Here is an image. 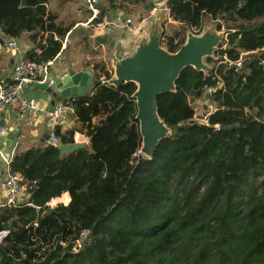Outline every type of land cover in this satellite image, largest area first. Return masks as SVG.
I'll list each match as a JSON object with an SVG mask.
<instances>
[{
    "label": "trees",
    "instance_id": "16d2710c",
    "mask_svg": "<svg viewBox=\"0 0 264 264\" xmlns=\"http://www.w3.org/2000/svg\"><path fill=\"white\" fill-rule=\"evenodd\" d=\"M167 6L183 29L200 31L206 16L241 20L217 52L220 64L208 75L186 67L176 90L159 95V115L172 132L147 157L134 155L142 147L135 82L115 86L99 75L84 95L70 97L90 149L62 155L48 143L15 152L12 170L32 184L30 204L0 206V231L11 230L0 264H264V0ZM56 19L45 0H0L5 36L47 34L40 57H31L61 51L71 27ZM181 30L169 31L166 49L186 42ZM239 59L246 60L241 70ZM190 97L215 106L208 121L195 119ZM55 135L75 142L61 127ZM65 192L70 202L49 213L47 203Z\"/></svg>",
    "mask_w": 264,
    "mask_h": 264
},
{
    "label": "water",
    "instance_id": "95a60500",
    "mask_svg": "<svg viewBox=\"0 0 264 264\" xmlns=\"http://www.w3.org/2000/svg\"><path fill=\"white\" fill-rule=\"evenodd\" d=\"M159 1L151 0L146 5V8L155 6L154 4ZM152 26L154 27H152L151 33L140 39L133 50H125L121 45L118 47L113 56L115 77L110 80L111 84L115 86L130 81L137 84L134 96L136 97L137 118L140 121L142 135L141 151L147 156H151L160 140L169 136L172 132L171 128L159 115V95L164 92L175 91L178 77L188 66H193L208 75L211 69L204 61V58L214 56L223 37V33L215 30L207 29L200 35L189 31L186 42L177 51L171 52L161 44L163 32L160 30L159 19ZM109 30L108 28L106 32H109ZM112 34L114 33L112 32ZM108 36L109 34H105V38ZM52 80L54 82L52 86L45 83L39 85V87L42 92L58 89L60 91L58 100L65 99L69 95H84L86 88L93 86L95 81L93 72L90 69L79 72L71 69L59 77H52ZM40 94V92L28 93V97L38 98L41 96ZM192 106L196 107V103L193 102ZM197 118L205 119V115L199 114ZM0 125L3 127L5 121L3 120ZM218 127L219 129L231 130L235 125L220 124ZM15 134L16 129L12 127L8 133L1 135L0 148H3L4 144H6L9 146V152L13 153L19 140V136ZM55 141V139H50L53 144ZM85 147L86 144L84 143H64L59 145L62 155ZM48 210L50 213L53 207H49Z\"/></svg>",
    "mask_w": 264,
    "mask_h": 264
},
{
    "label": "crops",
    "instance_id": "0c3cea01",
    "mask_svg": "<svg viewBox=\"0 0 264 264\" xmlns=\"http://www.w3.org/2000/svg\"><path fill=\"white\" fill-rule=\"evenodd\" d=\"M160 1H159L160 3H156L155 10L153 12L151 11L155 15L153 19H151V17H147V16L145 17L143 12H147L148 8H146L145 6L141 7L140 15L137 23L133 22V17L126 16L123 9L121 7L114 5V2L111 3L106 2L100 4L98 6L100 13L98 17H95L94 19L91 18L92 15L88 16L86 20L78 19L76 22H74L72 26H70L71 29L69 30L65 38L62 40V49L59 52L60 56L58 58L59 64L51 68L52 77L54 76L59 77L71 69L75 70L76 72L86 71L90 69L93 72L94 79H96L100 75L101 80H107L108 82H110L109 84H111L110 80L115 77L114 74L115 66H114L113 56L116 50L118 49V47L121 45L125 50H133L137 45V43L140 41V39L151 33L152 27H154L152 25L155 24L157 19H159L160 30H162L163 32L161 36L162 38L161 44L163 47H165L162 42L163 40H165V37H167V35L170 34L166 26L170 24H174L175 27L172 25H170V27L173 29H176V27L181 29L182 24L171 17L170 9L167 6V0H160ZM147 2L146 3L141 2L140 4L147 5L150 1L148 3ZM126 3L128 4V2ZM48 10L51 11L49 7ZM104 18H106V20L110 21L111 23L106 24L107 21H105ZM125 18L132 19L133 30H129V28L127 27L115 26L113 24L114 21L124 20ZM119 23L121 24V22ZM81 25L85 26L86 31L89 30V35H82L81 38L83 39L84 37L86 39L88 38L91 41V44L90 45L87 44L88 47L86 48L85 47L86 42L84 40H81L80 38L77 45L71 51H69L70 36ZM108 28L110 30L109 32H106ZM123 28L124 29L126 28L127 30L126 33L123 32L122 30ZM185 28L187 29V35L189 31H192L195 34L199 33L198 31L192 30L189 27H185ZM112 32L114 34H112ZM105 34H109V36L105 38ZM125 34H127V36ZM43 36L45 38L47 37V34L42 35L41 33H39L35 35L31 32H27L16 38L18 40L19 48L22 49V51H24L25 54L30 55L32 53H36L37 55L38 54L40 55L42 53V48L38 44L43 41L42 40ZM8 37L11 36H5L3 32L0 31V39L8 38ZM179 37L180 36L176 37V41ZM89 48H90L89 52H85V50ZM68 52L69 54H66ZM110 52H112V54ZM84 55L86 57H84ZM214 55H216V53H214ZM18 57L19 55L15 54L14 51H11L5 45L3 46V49L1 50L0 53V83L8 81L13 63L16 59H18ZM83 58H85V60H83ZM212 58L214 59L213 56ZM103 67L104 70H102ZM212 68L213 67H210V69ZM106 71L113 73L112 74L108 73L109 75L107 77ZM223 85H224L223 83L220 84V86ZM86 89L88 90V88ZM26 90H27V94L33 92L34 93L40 92L41 96L38 97L37 99H40L42 105L47 104L48 106H50L49 104H56L58 101H61L58 100V97L60 96V91L58 89L52 91L46 90L45 92H42L39 86L29 85L28 87H26ZM44 95L46 96L43 97ZM30 116H31L30 113H25L22 116H20V118L17 119L11 107H8L7 109H5L3 112L0 113V123L3 120L5 121V125L3 127H7L8 130H11V128L14 127L16 129L15 135L19 136L17 146L13 150L14 152H18L16 150L17 147L20 146L19 143L21 142L23 136L24 137L28 136L27 142L33 143L27 145L26 148H24V150L51 143L49 139L50 127L48 126V121L45 118L44 113H42L41 117L32 124L29 123ZM77 124H78L77 121L75 119H72L70 125L61 127L63 133L69 137H73L75 141L74 143H84L86 144L85 148L90 149L91 138L87 136L85 132L80 129L81 125H77ZM40 134L42 135L41 137L38 136ZM57 140L59 143L55 144L56 143L55 141L54 145H57L59 147L60 144H64L61 142L59 138ZM4 146L7 147L6 151L9 152V146L6 144H4ZM24 150L22 149L21 151ZM56 198L58 199V197ZM63 198L65 199V202H67L68 204L71 200V196L69 192L63 193ZM3 201L4 198L2 195V191L0 190V203Z\"/></svg>",
    "mask_w": 264,
    "mask_h": 264
},
{
    "label": "built area",
    "instance_id": "2783aa9c",
    "mask_svg": "<svg viewBox=\"0 0 264 264\" xmlns=\"http://www.w3.org/2000/svg\"><path fill=\"white\" fill-rule=\"evenodd\" d=\"M123 0H85L87 8L92 12V19L97 17L100 13L98 6L106 2H122ZM119 19V18H117ZM105 21L106 18H104ZM103 20V21H104ZM121 22V24L119 23ZM124 22V23H123ZM107 21L106 24H110ZM115 26L127 27L129 30H133L132 19L125 18L124 20H117L113 23ZM4 41H3V40ZM0 39V53L5 45L15 54L19 55L13 63L8 81L0 83V113L8 107H11L14 111L16 118H20L25 113H30L29 123L36 122L44 113L45 118L48 121L50 127L49 139H55L58 144V138L55 135L57 127H65L70 125L72 119H76V108L73 104L72 98H67L58 101L56 104H49L50 106L42 105L40 99L34 97H28L26 87L29 85L39 86L47 83L49 86L53 85L51 68L59 64L58 58L60 53L55 55L53 58L42 60L39 58V54L35 57H31L19 48L18 40L16 37H8ZM222 48V47H221ZM220 48V49H221ZM226 47H223L225 49ZM21 50V51H20ZM224 63L229 66L233 62L227 59V52H224ZM239 70H241L246 64V60L239 59L234 62ZM102 83H109L106 80H102ZM211 89V91H215ZM213 106L211 105L210 110L204 114L205 121H208L209 115L213 112ZM7 127L0 126V136L4 133H8ZM7 147L3 146L0 148V190L4 201L0 203V206L19 207L24 204H30L28 199L31 196L30 189L32 184L27 183L24 177L19 172L12 170V161L15 152L13 153L6 151ZM141 154L138 150L134 155ZM36 183V181H34ZM49 205V203H47ZM11 233L10 229H4L0 231V244L4 239Z\"/></svg>",
    "mask_w": 264,
    "mask_h": 264
},
{
    "label": "rangeland",
    "instance_id": "374dc122",
    "mask_svg": "<svg viewBox=\"0 0 264 264\" xmlns=\"http://www.w3.org/2000/svg\"><path fill=\"white\" fill-rule=\"evenodd\" d=\"M45 1L47 3V6L49 7V9L51 10V12H53V13H55L57 15L56 23L58 25H60V26H63V27H70L78 19L86 20L88 18V16L92 15V12L87 8L84 0H45ZM149 1H151V0H149ZM126 2H128V4ZM160 2H157V3H160ZM114 5H116L118 7H121L123 9V11H124L126 16L133 17V22H135V23H137V21H138L141 7H144V6L146 7V5L140 4L139 2H136V1H133V0H123V4L121 2H116V3H114ZM154 5L156 6V3ZM155 6L149 7L147 9V12H143L144 16L145 17L146 16L147 17H151V19H153L155 17V15L152 12L155 10ZM162 12H164V11H162ZM101 19H102V17H101ZM240 23H241V20L231 21V20L227 19V17L218 16L217 18L213 19L211 16H206V18L204 20V25H203L204 27H202V29H201L202 31L201 30L198 31L199 33H197V34H203L205 31H207V29H209L211 31L215 30L216 32L223 33L222 40L220 41V43L218 45V50L215 51L216 55L213 56L215 60L213 59L212 61H209L208 57L204 58V61L210 67H216V66H218L220 64L221 60L220 59L218 60L217 52L220 51V48H221L222 45H223L222 48L229 46L228 42H227V37H228V34L230 33L229 32L230 28L237 27ZM166 28L170 32L173 31V29L170 27V25H167ZM181 29L182 30H181L180 34L181 35H186V40H187V38H188L187 29L186 28L185 29L181 28ZM122 30H123L124 33H126V31H127L126 28L125 29L123 28ZM231 31L233 32L235 30L231 29ZM82 35H89V30L86 31V28L83 25H81L79 28H77L72 33V35L70 36V48H69V51H71L77 45V43H78V41H79V39L81 38ZM125 35L127 36V34H125ZM87 39L85 37H84V39L81 38V40H84L86 42L85 43V47L86 48L88 47L87 44L88 45L91 44V41L89 39L88 40ZM89 50H90V48L86 49L85 52H89ZM85 52H84V54H85ZM263 52H259V53H263ZM110 53L112 54V52H110ZM66 54H69V52L66 53ZM248 55H249V53L243 52L241 56L244 59H248V57H247ZM84 57H86V56L84 55ZM83 60H85V58H83ZM108 73H110V72L106 71L107 77L109 75ZM112 73H110V74H112ZM220 87H223V86H220ZM208 94H210V92H208ZM191 101L195 102L196 105H197L195 107L196 108L195 119L197 118V116L199 114H206L208 112V109L211 108V103L209 102L208 98H206V97H201V98L196 99V100L193 97V99H191ZM214 109H215V106L213 105V109L212 110H214ZM38 136L41 137L42 135L40 134ZM27 138H28V136H25V137L23 136L22 137V140L19 143L20 146L17 147L16 151H21L22 149L24 150V148H26L27 145L33 144V143H30V142H27ZM140 151H141V149H140ZM141 153H142V151H141ZM142 154L145 157H147V155L145 153H142ZM258 179H261V177H258ZM200 189H201V191H200V194H201V193H203L205 191V184H202ZM261 190H259V191H261ZM48 203H49V205L48 204L47 205L49 207H53V208L56 207L60 203L67 204V202H65V199H63V194L60 197H58V199L57 198L53 199V200H51ZM84 235H86V233H84Z\"/></svg>",
    "mask_w": 264,
    "mask_h": 264
},
{
    "label": "clouds",
    "instance_id": "9594fccd",
    "mask_svg": "<svg viewBox=\"0 0 264 264\" xmlns=\"http://www.w3.org/2000/svg\"><path fill=\"white\" fill-rule=\"evenodd\" d=\"M122 3V2H121ZM98 17V16H97ZM72 97V96H71ZM68 98H70V97H68ZM193 103V102H192Z\"/></svg>",
    "mask_w": 264,
    "mask_h": 264
},
{
    "label": "bare ground",
    "instance_id": "6f19581e",
    "mask_svg": "<svg viewBox=\"0 0 264 264\" xmlns=\"http://www.w3.org/2000/svg\"><path fill=\"white\" fill-rule=\"evenodd\" d=\"M60 199V198H59ZM64 199V198H63ZM64 202V201H63ZM53 203V202H52Z\"/></svg>",
    "mask_w": 264,
    "mask_h": 264
}]
</instances>
